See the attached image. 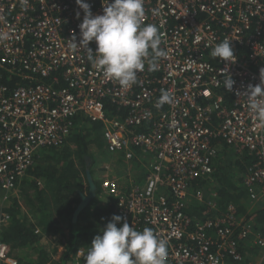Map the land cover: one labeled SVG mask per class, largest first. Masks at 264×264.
Wrapping results in <instances>:
<instances>
[{"label": "built area", "instance_id": "1", "mask_svg": "<svg viewBox=\"0 0 264 264\" xmlns=\"http://www.w3.org/2000/svg\"><path fill=\"white\" fill-rule=\"evenodd\" d=\"M85 2L93 15L103 14V0ZM144 9L143 23L157 25L168 55L154 72L146 62L138 83L123 88L94 68L86 51L71 47L84 17L76 0H28L26 9L20 0H0V33H8L0 40V77L22 80L12 89L0 83V197L4 203L17 195L39 149L62 144L81 114L103 124L106 148L130 172L143 160L142 180L137 175L127 186L105 165L103 194L130 226L167 240V264H228L225 253L241 261L238 244L252 225L238 220L233 206L223 217L204 219L186 209L192 202L218 209L208 184L221 142L251 157L244 180L254 202L264 196V125L249 110L247 94L264 69V0H144ZM226 38L234 63L211 56ZM89 47L95 52V41ZM224 74L235 81L231 92ZM164 90L174 102L157 107ZM107 101L125 114L108 116ZM9 218L0 213V223ZM254 242L260 253L249 264H264V226ZM85 256L79 250L74 264H85ZM0 264H18L1 240Z\"/></svg>", "mask_w": 264, "mask_h": 264}, {"label": "trees", "instance_id": "2", "mask_svg": "<svg viewBox=\"0 0 264 264\" xmlns=\"http://www.w3.org/2000/svg\"><path fill=\"white\" fill-rule=\"evenodd\" d=\"M0 83H5L12 89L22 84V80L2 73ZM106 107L110 117L123 116L126 112L118 110L109 101ZM102 128V123L91 121L81 114L76 115L74 130L70 135L60 145L39 149L33 165L19 181L17 195L11 197L4 206L0 204V213L10 215L7 222L0 223V240L10 245L18 264H74L78 251L83 250L87 254L94 237L102 235L112 216L118 215L115 200L112 197L103 199L99 173L95 177L93 170L94 165L99 163L95 151L101 154L102 159L112 158L113 155L105 147ZM230 152L232 157L228 159L232 169L220 168L218 163L214 173L218 182L220 181L215 198L218 209L212 210L207 205L192 202L186 212L192 218L223 217L228 213L229 206H233L235 217L243 219V224L250 223L252 231L248 237L239 241L238 251L242 260L225 253V262L249 264L260 253V248L254 241L264 226V208L254 206L255 202L244 180L252 162L251 157L247 154L240 155L223 142L218 162ZM120 163L124 165L123 158H118L122 171ZM89 173L96 184V194L74 221L75 210L82 201L81 193L86 195L90 191ZM59 220L64 223L65 229H69L68 233L60 227ZM119 226L121 225L118 224ZM39 227L42 232L54 237L60 235L64 250L59 256L55 255L57 247L49 248L41 242L42 235L36 232ZM213 233L215 234L214 231L211 232ZM218 243L216 241L215 247Z\"/></svg>", "mask_w": 264, "mask_h": 264}, {"label": "clouds", "instance_id": "3", "mask_svg": "<svg viewBox=\"0 0 264 264\" xmlns=\"http://www.w3.org/2000/svg\"><path fill=\"white\" fill-rule=\"evenodd\" d=\"M20 4L26 9L28 0H20ZM76 4L83 10L84 17L79 24V42L73 36L70 40L71 47L86 51L92 66L104 76L118 82L123 88H130L138 83V74L145 70L146 62L148 71L159 70V61L166 58L168 53L160 47L162 34L157 25L143 23L144 0H103L101 15H93L90 4L85 0H76ZM3 19L0 17V20ZM7 37L8 33H0V40ZM92 41L97 45L95 52L89 47ZM231 41L226 38L217 43L211 51V56L234 63L236 56ZM260 79V84L250 85L248 88V107L255 114L257 121L264 125V69H261ZM223 83L227 91L233 90L235 81L230 74H224ZM173 102V95L164 90L156 106L162 107ZM114 156L116 160L122 158L121 155ZM112 160L108 161L111 166L114 164ZM104 169L106 170L105 166ZM146 170L145 166V172ZM100 172L104 174L103 179L106 171ZM145 172L142 175L135 173V176L138 175L140 179ZM118 224L121 226L118 227ZM167 258L166 239L158 237L153 229L148 227L142 231L136 230L120 215L112 216L103 229V234L94 237L84 257L85 264H167Z\"/></svg>", "mask_w": 264, "mask_h": 264}, {"label": "rangeland", "instance_id": "4", "mask_svg": "<svg viewBox=\"0 0 264 264\" xmlns=\"http://www.w3.org/2000/svg\"><path fill=\"white\" fill-rule=\"evenodd\" d=\"M74 130V129H73ZM94 151H95V149H94ZM95 155H96V157H97V160L99 161V163H97L96 165H94V167H93V170L95 171V173H94V175H95V177H96V175L98 174L99 175V177H100V179H102V177L104 176V174H102L100 171L102 170H104V172H105V169H104V166H105V164H107V163H110V162H108V161H111L112 160V158H109V159H102L101 157V154H98V151H95ZM232 155V153L230 152V154H228V156H226V157H224L223 159H221V160H219V167L220 168H226V169H232V166H231V164H230V161H229V159H228V157H232L231 156ZM113 162H114V164H112V166H111V173H110V176L111 177H116V178H120V182L122 183V185H126V183H128L129 182V178H131V176H130V170L128 169V165L126 164V162L124 161V165L122 166V163H120L121 164V166H122V168H124V169H122V171L120 170V167H119V165H118V160H116V158L114 159L113 158V160H112ZM97 162V161H96ZM126 164V165H125ZM98 170V171H97ZM115 170V171H114ZM140 175H142V174H140ZM134 177H135V173H134ZM127 186V185H126ZM1 195V194H0ZM16 196V195H15ZM111 198V197H110ZM107 199H109V198H107ZM9 200V199H8ZM7 200V201H8ZM111 200V199H110ZM7 201H5L4 203L2 202V199H1V197H0V204L2 205V206H4L6 203H7ZM67 230H68V228H67ZM67 235V234H66ZM59 237H60V235H58L57 237H56V239L57 240H54L51 244H52V246L50 247V248H54V247H57L58 248V251H56L57 252V255L58 254H60L63 250H64V245L63 244H61V241H60V239H59ZM60 246L61 247H63V250L61 251V248H60Z\"/></svg>", "mask_w": 264, "mask_h": 264}, {"label": "crops", "instance_id": "5", "mask_svg": "<svg viewBox=\"0 0 264 264\" xmlns=\"http://www.w3.org/2000/svg\"><path fill=\"white\" fill-rule=\"evenodd\" d=\"M223 145V143L221 142L220 143V145L219 146H222ZM218 159H219V157H217L216 159H215V168H216V170H217V164H218ZM133 165V169H132V171L129 173L130 174V176H131V178L132 177H134V173L136 172L137 174H144V172H145V164H144V162H143V160H138V161H134V163L132 164ZM216 170H215V173H216ZM98 171V170H97ZM214 177H215V174H214ZM131 178H129V180L131 179ZM143 178V177H142ZM142 178H140V180H142ZM217 186V187H216ZM220 187V181L218 182V177H215V180L214 181H211L209 184H208V189H211V190H213V191H215L216 192V194H217V192H218V190H217V188H219ZM105 198H110V197H108V196H103V199H105ZM112 199V198H111ZM257 206V207H260V208H264V196L261 198V201H257V202H255V204H254V206ZM57 218V217H56ZM58 219V218H57ZM59 225H60V227H62V228H64V230L68 233L69 232V229L67 230V228L65 229V227H64V223L62 222V221H60L59 220ZM39 229H40V232L39 233H41V235H42V243L43 244H46L49 248L52 246V242L54 241V240H56V237H54L52 234H48V233H46V232H42V229L39 227ZM60 248H61V251L63 250V247H61L60 246ZM55 255H57V253L55 254ZM57 256H59V254L57 255Z\"/></svg>", "mask_w": 264, "mask_h": 264}, {"label": "water", "instance_id": "6", "mask_svg": "<svg viewBox=\"0 0 264 264\" xmlns=\"http://www.w3.org/2000/svg\"><path fill=\"white\" fill-rule=\"evenodd\" d=\"M89 177V183H90V191L88 192V194H84L81 193V197H82V201L80 202V204L78 205V207L75 210L74 216H73V220L75 221L78 217V214L80 213V211L88 204V202L95 197V190H96V184L94 183V181L92 180V176L89 173L88 174Z\"/></svg>", "mask_w": 264, "mask_h": 264}, {"label": "flooded vegetation", "instance_id": "7", "mask_svg": "<svg viewBox=\"0 0 264 264\" xmlns=\"http://www.w3.org/2000/svg\"><path fill=\"white\" fill-rule=\"evenodd\" d=\"M70 135V134H69Z\"/></svg>", "mask_w": 264, "mask_h": 264}]
</instances>
